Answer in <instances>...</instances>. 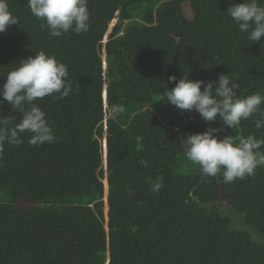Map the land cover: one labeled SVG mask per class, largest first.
Wrapping results in <instances>:
<instances>
[{
    "label": "trees",
    "instance_id": "16d2710c",
    "mask_svg": "<svg viewBox=\"0 0 264 264\" xmlns=\"http://www.w3.org/2000/svg\"><path fill=\"white\" fill-rule=\"evenodd\" d=\"M235 2L88 0L89 31L53 37L27 0H7L18 23L0 33V87L21 60L45 51L67 66L73 91L36 101L53 143L33 146L24 133L18 145L0 144V264H264V166L224 183L204 176L183 143L209 127L236 142L264 140L256 128L264 104L232 129L165 100L176 83L169 76L185 74H229L239 97L264 95V36L253 43L239 30L225 12ZM112 105L124 111L109 114ZM11 111L0 104L14 127L21 114Z\"/></svg>",
    "mask_w": 264,
    "mask_h": 264
},
{
    "label": "clouds",
    "instance_id": "9594fccd",
    "mask_svg": "<svg viewBox=\"0 0 264 264\" xmlns=\"http://www.w3.org/2000/svg\"><path fill=\"white\" fill-rule=\"evenodd\" d=\"M27 7L33 16L44 21L41 27L46 28L50 36L61 37L69 32L81 34L89 31L88 0H27ZM225 12L253 43L264 36V0H240L231 4ZM17 23L7 0H0V33ZM106 41L107 36H104L101 42L105 44ZM103 52L105 57L104 48ZM102 61L105 67V58ZM68 76L67 66L45 51L21 60L9 71L6 82L0 87V104L8 102L11 112H19L21 119L14 127H9V120L0 118V144L7 142L18 145L23 142L24 133L31 134L28 142L33 146L53 143L56 139L53 129L36 101L48 96L66 98L73 91ZM168 79L176 83L166 92L165 100L179 109L182 115L185 111H195L205 122L216 121L219 116L222 125L228 128L237 127L264 104V95L260 93L239 97L237 90L240 85L229 74H220L216 81L193 80L187 74L179 80L174 75ZM105 91L106 88L103 89L104 99ZM123 111V106L112 105L109 108V114ZM256 128H264V119L256 122ZM223 131L224 127H209L202 133L185 134L186 158L199 165L206 177L221 174L224 183L253 176L258 166H264V153L260 152L264 140L249 135L236 142L231 136L220 138L216 135ZM102 152L106 169V140L102 141ZM150 183L151 190L158 193L163 187V177ZM105 203L107 206V201Z\"/></svg>",
    "mask_w": 264,
    "mask_h": 264
},
{
    "label": "rangeland",
    "instance_id": "374dc122",
    "mask_svg": "<svg viewBox=\"0 0 264 264\" xmlns=\"http://www.w3.org/2000/svg\"><path fill=\"white\" fill-rule=\"evenodd\" d=\"M116 21H117V18L114 17V18L109 22L107 32H106V34H105L104 36H107V35L113 30V26L115 25ZM103 58H104V52H103V54H102V59H103ZM103 65H104V64H103ZM104 178H105V177H104ZM103 185H104V184H103ZM104 188H105V185H104ZM104 191H105V194H106V189H104ZM225 210H226L228 213H230V212L228 211V208H227V207H225ZM103 211H104V214H105V220H106L107 206H106L105 201H104V205H103ZM230 214H231V213H230ZM231 217H232V220L234 221L235 225H236L237 227H240L241 224H240L239 221H238V220H239V217L236 216V215H234V214H231Z\"/></svg>",
    "mask_w": 264,
    "mask_h": 264
},
{
    "label": "water",
    "instance_id": "95a60500",
    "mask_svg": "<svg viewBox=\"0 0 264 264\" xmlns=\"http://www.w3.org/2000/svg\"><path fill=\"white\" fill-rule=\"evenodd\" d=\"M105 95H106V91H105ZM103 184L105 185V188H104V189L107 190V187H108L107 180H106V181H103ZM104 185H103V186H104ZM103 199H104L105 201H107V197H106V196H104ZM107 209H108V206H107Z\"/></svg>",
    "mask_w": 264,
    "mask_h": 264
},
{
    "label": "bare ground",
    "instance_id": "6f19581e",
    "mask_svg": "<svg viewBox=\"0 0 264 264\" xmlns=\"http://www.w3.org/2000/svg\"><path fill=\"white\" fill-rule=\"evenodd\" d=\"M103 180L105 181V178H103Z\"/></svg>",
    "mask_w": 264,
    "mask_h": 264
}]
</instances>
